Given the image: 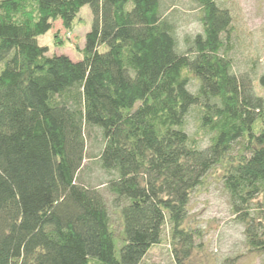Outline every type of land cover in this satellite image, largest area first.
<instances>
[{
  "label": "trees",
  "instance_id": "obj_1",
  "mask_svg": "<svg viewBox=\"0 0 264 264\" xmlns=\"http://www.w3.org/2000/svg\"><path fill=\"white\" fill-rule=\"evenodd\" d=\"M172 3L0 0V264H140L165 226L187 264L190 200L215 167L247 253L264 256V72L235 65L217 0H191L201 31L180 49ZM84 6L80 60L47 56L37 38L54 22L71 32ZM191 111L205 148L186 130ZM93 159L122 219L119 254Z\"/></svg>",
  "mask_w": 264,
  "mask_h": 264
},
{
  "label": "rangeland",
  "instance_id": "obj_2",
  "mask_svg": "<svg viewBox=\"0 0 264 264\" xmlns=\"http://www.w3.org/2000/svg\"><path fill=\"white\" fill-rule=\"evenodd\" d=\"M227 8L232 17L235 52L233 60L237 68L249 71L252 67L259 76L264 72V0H217ZM168 13L177 19V37L179 48L185 49L184 39L193 37L201 31L191 0H174L168 6ZM92 15L88 6L79 11L75 26L71 32L65 31L60 22H54L50 31L37 38L40 46L47 48V56L65 55L72 61L81 58L78 49H82L85 34L91 28ZM59 40H58V39ZM59 43H55V40ZM192 85L195 82L192 78ZM255 92L264 96V89L254 82ZM186 130L197 137L199 145H208L209 135L199 130L195 113L187 116ZM93 140L88 141V152L97 153ZM93 160L90 165V183L102 192L109 210L110 226L114 233L117 254L123 245V226L120 212L112 203V197L104 186L106 177ZM222 170L215 167L208 172L203 185L191 197L187 224L199 232L194 239V250L187 264H263L264 256L249 254L244 243L243 227L238 224L230 212L228 195L222 184ZM167 227L163 229V241L152 247L140 264H174L172 252L167 242Z\"/></svg>",
  "mask_w": 264,
  "mask_h": 264
}]
</instances>
